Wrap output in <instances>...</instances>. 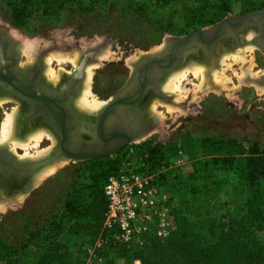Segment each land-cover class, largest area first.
<instances>
[{
	"label": "rangeland",
	"instance_id": "obj_1",
	"mask_svg": "<svg viewBox=\"0 0 264 264\" xmlns=\"http://www.w3.org/2000/svg\"><path fill=\"white\" fill-rule=\"evenodd\" d=\"M222 1L178 0L161 4L159 0H78L76 5L69 8L38 10L25 27L13 23L10 6L5 0H0V23L20 40L19 47L24 54L26 43L34 44L32 53L34 56L27 57L25 54L23 62H35L34 58L39 52L45 53V72L53 82H58L64 70L77 66L82 50L98 45L102 47L104 51L98 61L87 67L82 94L85 96L88 84H91V91L101 101L130 76L134 64L144 54L160 49L167 37L184 35L195 28L210 27L228 15L245 14L252 11L251 8H264V0H229L231 9L224 15L220 11ZM213 13L222 17L211 24L192 27L195 20L193 17L198 15L200 20L197 21L203 22L211 18ZM253 38L254 33L250 31L243 36L242 44L233 47L232 41L228 40L231 42L226 44L229 52L222 48L224 41L221 42V48L217 49L222 55L219 53L217 62L220 67L216 69L225 70L231 78V81L226 82L227 86L219 83L220 86L214 88L209 84L211 88L201 92L202 89L201 91L198 89L201 78L188 71V79L183 83L184 91L188 93L181 98L182 100H179V93L175 91L172 92L173 97L170 100L161 95L156 96L151 109L159 120V126L151 136L131 145L135 149L134 146L144 142L158 143L166 146L168 152L184 147L187 152V163L182 172L187 183L190 181L194 161L209 160L212 156L234 158L238 171L216 174L229 182L226 198L233 200L239 209L238 212L244 207L251 192L241 170L246 158L243 149L255 142L264 148V93L259 90L264 85L248 81L251 76L258 78L264 75V49L255 44ZM237 51L245 53L247 58L245 63H235L232 56L224 58L227 54L233 55ZM53 53L68 57L62 63L51 62L50 57ZM77 55L78 58L75 59ZM229 60L232 62L230 68L225 66ZM201 61L207 63L211 70H215L216 64L211 68V60L204 58ZM192 63L197 62L193 61L190 65H193ZM200 65L204 69L202 77L208 81L205 71L209 67L206 64ZM91 67L92 76L89 80L88 71ZM50 69L55 70L56 78L50 75ZM168 77L163 84L168 82L170 79ZM165 84L164 90L170 92ZM7 100L0 103V131L5 117L18 108L17 103ZM176 107H180L181 112ZM32 133L18 138L14 135L15 139H19L25 146L22 144L15 146L13 142H10L9 146L17 152L23 151L24 154L30 155L35 154L36 150L39 153L42 151L40 149L53 144L54 138L48 139L47 137L52 135L45 129L41 128L36 132L42 134L38 144L33 137L35 134L31 136ZM134 149L130 152L133 157ZM124 152L126 151L108 156L110 159L101 158L100 164L116 160ZM91 164L90 160L65 161L56 167L53 174H45L44 177H40L42 173L39 174L40 179L36 186L26 194H17V200L0 198V233L4 240L10 244H18L27 230L49 225L51 213L61 211L72 184L87 179V168ZM173 194L177 197L179 209V194L176 192ZM203 194L202 192L198 194L201 201L204 198ZM262 204L264 206V196ZM224 211L217 209L212 214L219 215ZM260 237L264 240V232L260 233ZM204 239L207 243L208 237L206 239L205 236ZM117 264L126 262L120 259Z\"/></svg>",
	"mask_w": 264,
	"mask_h": 264
},
{
	"label": "trees",
	"instance_id": "obj_2",
	"mask_svg": "<svg viewBox=\"0 0 264 264\" xmlns=\"http://www.w3.org/2000/svg\"><path fill=\"white\" fill-rule=\"evenodd\" d=\"M5 1L11 8L13 23L25 27L40 9L69 8L78 2ZM159 1L166 4L178 0ZM220 7L221 13H228L231 9L229 0H223ZM199 17H193L192 27L211 24L222 16L213 13L203 22L197 21ZM134 147L135 157L129 146L121 157L106 160V164H100L101 158L90 160L92 164L87 168V179L72 184L61 211L51 213L49 225L27 230L18 244L6 242L0 233V264H86L87 248L101 233L111 235V231L103 228L108 211L103 187L108 176L118 171L128 154L131 160L141 165L144 173L155 174L156 182L163 190L179 194L176 227L165 240L150 229L144 235L142 245L133 244L129 248L105 241L99 249L103 264H117L120 259L126 264H135L137 259L141 264H264V240L260 237L264 232V148L255 142L243 149L246 158L241 170L251 192L238 212L231 198L220 195L222 186L229 182L216 174L238 171L234 158L212 156L209 160L194 161L187 183L183 179V167H168L167 164L180 148L168 152L166 146L150 142ZM200 192L204 193L202 201L198 198ZM217 209L225 211L213 215ZM205 236L208 237L207 243Z\"/></svg>",
	"mask_w": 264,
	"mask_h": 264
},
{
	"label": "flooded vegetation",
	"instance_id": "obj_3",
	"mask_svg": "<svg viewBox=\"0 0 264 264\" xmlns=\"http://www.w3.org/2000/svg\"><path fill=\"white\" fill-rule=\"evenodd\" d=\"M10 36L15 39V42L10 39ZM17 40L19 39L0 23V60L10 65L17 60L19 65L24 68V71L19 73L12 66L13 73L20 78H25L27 81L35 82V87L39 91L60 100L59 102L63 105L68 115V126L72 129L68 137L69 147L71 149H81L85 145L88 149L107 150L129 139L124 146L114 153L117 154L138 142L140 139H146L151 136L155 132L157 126H159V120L155 114H153L151 105L156 96L161 95V92L169 93L164 90V84L166 83L163 84L166 79L164 76L160 77L159 75L157 77V85L153 86L150 84L142 97L133 105L120 104L116 107H112V109L109 108L114 98L119 95V93L127 90V83L131 80V76L135 70L133 69L130 76L126 78L123 83L118 85L111 94L101 99L103 104L99 108L84 111L80 108L78 102L83 96L82 94L87 76L86 60L89 58V54H91L89 50L92 47L82 50L78 65L71 69L64 70L58 82H53V80L48 78V74L45 72V53L39 52L34 58L35 62H23L22 58L25 54L22 52L21 47H19L20 44L16 42ZM258 41L262 45V49H264V39L262 41L259 39ZM149 79L151 81H155L156 79L152 72L149 75ZM127 93H131V91ZM6 99H8L7 102L18 104V108L15 109L16 124L14 135L16 132L17 137H24L34 132L31 135L33 136L38 130L43 128L52 135V137L47 138L54 139L52 145L43 148L46 152L42 156L47 154L52 155L59 151L61 134L55 122H52L54 121L53 119L46 114H37L36 112L35 114L32 108L33 105H31L32 102H34L32 99L28 100V98H26L24 100H19L11 95H7L0 100ZM170 99H172V96L169 97L168 100ZM105 111L107 113H105ZM5 145L10 144L5 143ZM9 149L16 155L17 159H19V166L21 169L29 167L33 160L41 157V155H37V150L35 154L25 156L23 151L17 152L10 146ZM108 156H101L88 160L105 158ZM28 174V171L22 172L20 178H17L15 177V173L10 174L7 170H4V172L0 173V189H6V191L9 192L18 190L26 181Z\"/></svg>",
	"mask_w": 264,
	"mask_h": 264
},
{
	"label": "water",
	"instance_id": "obj_4",
	"mask_svg": "<svg viewBox=\"0 0 264 264\" xmlns=\"http://www.w3.org/2000/svg\"><path fill=\"white\" fill-rule=\"evenodd\" d=\"M250 31L254 33L253 42L262 48L258 40L262 41L264 39V8L255 9L241 15H228L210 27L195 28L184 35L167 37L160 49L147 52L134 64L135 70L131 80L127 83V90L119 93L111 102L109 108L112 109V107L120 104L133 105L142 97L150 84L153 86L157 85V77L159 75L160 77H168L172 71L183 66L193 56L200 60H204V58L205 60H211L213 63L211 68L215 64L216 66L219 65L217 59L220 54L217 49L222 44L221 42L224 41L223 43L226 45L231 43L230 41L228 42V40H231L233 47L236 44H242L243 36L249 34ZM10 39L15 42L13 37L10 36ZM16 42L20 44L19 40ZM102 50L103 48L99 45L90 48L89 52L91 54L86 60V69L98 59ZM12 66L19 73L24 71V68L19 65L17 60L12 65L0 60V98L11 95L19 100L32 99L34 102L31 105H33L34 113L46 114L54 120L52 122H55L61 134V143L59 151L55 154L41 156L33 160L29 167L22 169L19 166V159L11 152L9 145H0V173L7 170L10 174L15 173L17 178H20L22 172L28 171L29 173L26 181L18 190L9 192L1 188L0 198L15 201L17 200V194H26L31 191L37 184L36 176L48 165L63 160L81 161L113 155L129 141V139H126L118 146L107 150L88 149L85 145V148L71 149L68 137L72 129L68 126V115L63 105L59 102L60 100L39 91L35 87V82L18 77L12 72ZM210 70L209 67L208 72ZM151 72L156 78L155 81L149 79ZM250 79L257 84H264V75L258 78L251 76ZM128 91H131V93H127ZM161 96L168 100L169 97H173V94L161 92ZM105 113L107 112L105 111ZM15 136L17 137L16 132Z\"/></svg>",
	"mask_w": 264,
	"mask_h": 264
},
{
	"label": "built area",
	"instance_id": "obj_5",
	"mask_svg": "<svg viewBox=\"0 0 264 264\" xmlns=\"http://www.w3.org/2000/svg\"><path fill=\"white\" fill-rule=\"evenodd\" d=\"M133 150V148H132ZM187 163L185 149L167 161L168 167H184ZM140 164L126 156L118 171L110 174L104 184L108 200L103 228L110 236L100 234L95 243L87 248L86 264H103L99 249L105 241L115 246L129 248L143 244L144 235L154 229L162 240L171 236L176 227L177 197L172 191L163 190L156 182L155 174L144 173ZM135 264H141L139 259Z\"/></svg>",
	"mask_w": 264,
	"mask_h": 264
},
{
	"label": "bare ground",
	"instance_id": "obj_6",
	"mask_svg": "<svg viewBox=\"0 0 264 264\" xmlns=\"http://www.w3.org/2000/svg\"><path fill=\"white\" fill-rule=\"evenodd\" d=\"M27 42V41H26ZM220 46V45H219ZM223 47L222 48H225V51L226 52H229L228 51V47L225 45V44H223L222 45ZM219 48H221V46L219 47ZM33 49H34V44L31 42H28V43H26V47H25V50H24V52H25V54L27 55V57H32V56H34L32 53H34V51H33ZM230 50V49H229ZM235 50H237V49H235ZM234 50V51H235ZM103 51L104 50H102L101 51V53L99 54V56H98V59H99V57L101 56V54L103 53ZM233 51V52H234ZM230 52H232V51H230ZM219 53L221 54V52L219 51ZM104 55H106V53L104 54ZM103 55V56H104ZM109 55V54H108ZM222 55V54H221ZM107 56V55H106ZM228 56H232L231 58H232V61H234L235 63H240V64H243V63H245V61H246V55H245V53L243 52V51H237L236 53H234L233 55H231V54H227L224 58L226 59V57L227 58H229ZM67 57L68 56H65V55H63V54H60V53H53L52 55H51V57H50V61L51 62H58V63H62V62H64V61H66V59H67ZM76 58H78V55L75 57V59ZM107 58H108V56H107ZM98 59L95 61V62H93V63H91V64H94V63H96L97 61H98ZM110 59V58H109ZM80 60V59H79ZM231 60V59H230ZM227 61V63H226V67H232V62L231 61ZM253 60V59H252ZM72 61H74V62H76V60H72ZM77 61H78V59H77ZM197 62V63H192L193 65H190V63L191 62ZM210 61V60H209ZM224 61V60H223ZM251 61V60H250ZM199 62V63H198ZM79 63V62H78ZM90 64V65H91ZM200 64H206L207 65V67H210L207 63H204V62H202L200 59H197V58H195V57H193V58H191V59H189V60H187V62L183 65V66H181V67H179V68H177V69H175L174 71H172V73L170 74V79L168 80V82L165 84L166 85V89L167 90H169L170 92L169 93H172L173 91H175V93L177 92V93H179L178 95H179V100L181 99V98H184L185 97V95L188 93V92H185L184 91V86H183V83H184V81H186L188 78V71H190V72H192V74L195 76V77H199V78H201V83L198 85V89L200 90V89H202V91L201 92H204V91H207V90H209L210 88H211V86L209 85V84H211L214 88H216V87H218V86H220L219 85V83H222V85H225V86H227V83L226 82H228V81H231V78L227 75V73H226V71L225 70H218V69H216V68H218V67H220V64L218 65V66H216L214 69V71L212 70H210V72H208V68H207V70L205 71V76H207V78H208V81L207 80H204L203 79V77L202 76H204V69H203V67L200 65ZM78 65V64H77ZM211 65H213V63L211 64ZM187 66V67H186ZM252 67V66H251ZM186 68V69H185ZM188 68V69H187ZM56 72H55V70L54 69H50V75L53 77V78H56L57 76H56V74H55ZM88 73H89V80L91 79V76H92V67L89 69V71H88ZM243 73V72H242ZM247 73V72H246ZM242 75H241V73H240V77H241ZM168 77V78H169ZM214 79V80H213ZM249 82H253L250 78H249V80H248ZM224 82V83H223ZM259 84V83H258ZM90 85L91 84H88V89L86 90V94H85V96H83L82 97V101H81V103L79 104L80 105V108L82 109V110H86V111H88V110H90V109H97V108H99L102 104H103V102H101V101H99L98 99H97V97L95 96V94L91 91V89H90ZM259 85H264V84H259ZM231 86V85H230ZM196 87H197V85H196ZM189 90V89H188ZM260 91H262L263 93H264V87H260V89H259ZM199 92V91H198ZM191 93V92H190ZM173 94V93H172ZM199 94V93H198ZM198 94H196L197 96H198ZM194 97H195V95H194ZM199 98V97H198ZM1 99V98H0ZM182 100V99H181ZM196 100V99H195ZM3 103V101L2 100H0V103ZM30 106V105H29ZM176 109H179V111L181 110L180 109V107H176ZM181 112V111H180ZM15 124H16V111L14 110V112L13 113H9L6 117H5V119H4V121H3V123H2V126H1V131H0V144H4L5 145V143H10V142H13V144L15 145V146H17V145H21L22 144V146H25V144L24 143H21V141L19 142V139L17 140V139H15V136H14V128H15ZM40 132H42V130L40 131ZM48 132V131H47ZM48 134L49 135H51L49 132H48ZM42 134L41 133H35V135L33 136V137H35L36 139V144H38L39 142H40V140H41V136ZM36 146V145H35ZM45 151V150H44ZM44 151L42 150L41 152H39L37 155H42L43 153H44ZM46 152V151H45ZM25 156H28V153H25L24 154ZM23 155V156H24ZM65 161H67V160H63V161H60V162H58V163H54V164H52V165H48L47 167H45L39 174H41L40 175V177L42 176V177H44V176H46L45 174H53L54 173V171H55V169H56V167H58L61 163H63V162H65ZM39 174L37 175V182L39 181V179H38V177H39ZM6 200V199H5Z\"/></svg>",
	"mask_w": 264,
	"mask_h": 264
},
{
	"label": "crops",
	"instance_id": "obj_7",
	"mask_svg": "<svg viewBox=\"0 0 264 264\" xmlns=\"http://www.w3.org/2000/svg\"><path fill=\"white\" fill-rule=\"evenodd\" d=\"M229 186H230V184L229 183H227V184H224L223 186H222V189H221V191H220V195H221V197L222 198H226L227 196H228V191H229ZM173 193V192H172Z\"/></svg>",
	"mask_w": 264,
	"mask_h": 264
}]
</instances>
